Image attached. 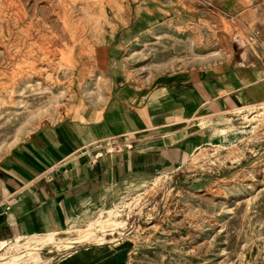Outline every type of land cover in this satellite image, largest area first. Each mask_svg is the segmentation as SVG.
<instances>
[{"label": "rangeland", "instance_id": "1", "mask_svg": "<svg viewBox=\"0 0 264 264\" xmlns=\"http://www.w3.org/2000/svg\"><path fill=\"white\" fill-rule=\"evenodd\" d=\"M258 40L264 0H0V158L42 123L78 114L97 122L125 90L227 65ZM239 113L226 150L206 140L156 187V173L126 185L118 204L126 230L115 236L130 264H264V110ZM71 251L48 247L42 257L52 260L25 264Z\"/></svg>", "mask_w": 264, "mask_h": 264}, {"label": "crops", "instance_id": "2", "mask_svg": "<svg viewBox=\"0 0 264 264\" xmlns=\"http://www.w3.org/2000/svg\"><path fill=\"white\" fill-rule=\"evenodd\" d=\"M263 103L264 40H258L243 42L227 65L177 71L151 90H125L97 114V122L78 114L81 121L40 124L0 158V263L16 254L6 248L17 241L63 235L80 228L84 217L112 209L124 198L126 185L145 186L153 173L158 174L153 180L175 174L207 141L225 146L237 136L219 132L236 127L230 115ZM206 130L207 139L201 134ZM84 148L103 156L92 165ZM53 167L61 169L45 179ZM116 234H106L97 245H76L52 263V256L42 258L51 259L48 264H130L128 247Z\"/></svg>", "mask_w": 264, "mask_h": 264}, {"label": "bare ground", "instance_id": "3", "mask_svg": "<svg viewBox=\"0 0 264 264\" xmlns=\"http://www.w3.org/2000/svg\"><path fill=\"white\" fill-rule=\"evenodd\" d=\"M263 107H264V103L260 104L258 106H254L251 109H249V113H257V116L258 115H262L263 114L262 110H264V109H262ZM239 112L240 111H236L235 113H239ZM239 114H241V112ZM255 117H256V115L253 117L254 120L255 121H259ZM203 125H205V122H204ZM232 128H233V126L228 127V129H230L229 130L230 132L227 129H221V130H223V131L227 130L226 133H231V129ZM254 129H255V126H253V130H252L253 136L257 137V134L254 131ZM248 143H250V142H248ZM217 146H222L221 149L217 150L218 152L227 149V147L226 146L223 147V145H217ZM229 148H232V147L230 146ZM205 151H203V152H205ZM214 153H215V151H214ZM206 159H207V157H206ZM214 159H209V161L211 163H213L215 161ZM162 179L166 180V179H168V177L167 178H165L163 176L162 177H156L151 182V184L154 187H156L157 185H159V182ZM151 184H150V186H151ZM153 191H155V190H153ZM145 194H147V193H145ZM150 196H151V194H150ZM140 198H142V197H140ZM145 199H147V198H145ZM122 200L118 204L122 203ZM144 203H145V201H144ZM118 204L115 205L112 209L105 210V211H100L95 216V218L90 220V222H89V224L87 226H84L85 228H75V229L67 230L63 234L64 237H61V235L60 236L57 235V233H48V234H44V235L30 236V237L26 238L24 242H20V241L15 242L14 244H12L8 248H6V250H10L11 249V250L15 251L16 254H14L13 256L8 258V260H5V262L3 261V263L4 264H25L26 261H28V260H32V261L33 260H37L38 261L42 257L41 253H43V251L46 248H48V247L50 249H54L55 251H59V252L60 251H67V250H70L71 248H73L76 245H82V244H85V243H96V245H97V243H104L105 242L104 236L106 234L118 233L119 235H123L124 234L123 232L126 229V227H125L126 223H125L124 220H122L121 210L118 208ZM127 206H128V203H127ZM124 208H126V207H124ZM150 214L151 213H149V215ZM97 226H99L98 229H96ZM72 233H76L77 236L73 237ZM99 233H100V235H99ZM50 251L52 252L53 250H50ZM6 252H8V251H6ZM12 254H13V252H12ZM2 260H3V258H2Z\"/></svg>", "mask_w": 264, "mask_h": 264}, {"label": "built area", "instance_id": "4", "mask_svg": "<svg viewBox=\"0 0 264 264\" xmlns=\"http://www.w3.org/2000/svg\"><path fill=\"white\" fill-rule=\"evenodd\" d=\"M104 144L106 145V147H109L112 145V139L110 140H106L104 141ZM97 148L101 147V144H96L95 145ZM91 149L89 148H84L82 149V153L87 155L90 159H91V164L94 165L97 163L98 159L101 158L103 156V151H99L96 154H92V152L90 151ZM114 149H105L106 153H111L113 152ZM61 169V167H53L52 169H50L48 176L45 179H51V175H53L54 173L59 172ZM9 208H6V210H8ZM121 212H123V210H121ZM127 224V223H126ZM126 230V229H125ZM124 230V231H125ZM118 236H120L119 234H117ZM107 237V236H106ZM108 237H111L110 235H108Z\"/></svg>", "mask_w": 264, "mask_h": 264}]
</instances>
